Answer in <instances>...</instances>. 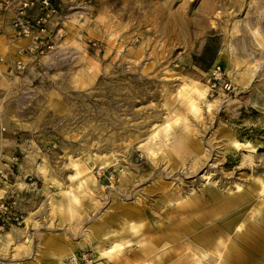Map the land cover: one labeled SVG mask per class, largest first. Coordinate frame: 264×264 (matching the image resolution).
I'll list each match as a JSON object with an SVG mask.
<instances>
[{
  "label": "rangeland",
  "instance_id": "374dc122",
  "mask_svg": "<svg viewBox=\"0 0 264 264\" xmlns=\"http://www.w3.org/2000/svg\"><path fill=\"white\" fill-rule=\"evenodd\" d=\"M57 4L67 18L49 25L44 52L25 51L26 71L0 61V201L12 203L6 213L0 207V232L19 231L0 239V264H53L60 255L67 264H141L138 237L166 241L156 250L161 258L168 246L201 261L218 258L214 246L223 235L209 248L204 242L214 233L198 240L188 230L221 226L228 214L216 216L212 202L158 218L175 205L167 198L210 192L250 193L245 223L227 231L228 243L246 240L244 252L264 243V0ZM193 83L208 87L211 109L200 100L199 113L189 110L192 87L178 96ZM232 139L261 147L235 150ZM71 159L83 160L94 178L92 206L75 202L73 217L50 209L52 196L61 199L76 183ZM131 223L135 232L118 233ZM113 234L131 243L113 260L97 259L92 242Z\"/></svg>",
  "mask_w": 264,
  "mask_h": 264
},
{
  "label": "bare ground",
  "instance_id": "6f19581e",
  "mask_svg": "<svg viewBox=\"0 0 264 264\" xmlns=\"http://www.w3.org/2000/svg\"><path fill=\"white\" fill-rule=\"evenodd\" d=\"M191 87L195 91V96H192L188 100V108L190 111H192L193 114L199 113L200 110V100L206 105L208 109H211L213 106V102L207 98V91L208 87L201 86L200 84L193 83L192 86L190 85H183L180 89L177 90L178 96L181 98L184 97L186 94H189V90ZM261 106L264 107V97H260V101L258 102ZM261 142H255L251 141L249 139L246 140H238V139H232L231 145L235 150H244L248 152H255L261 147ZM72 165L75 167V173L73 175L74 178H76V183L69 186V190H64L63 196L61 199H59L56 195L52 196L50 200V209L51 212H58L60 215L66 214L67 216H75L76 213V207H74V203H79L80 206L87 204L92 206L93 204V197L90 194V190L88 188V184L93 181V175L90 173L86 163L81 159H71ZM42 169V167H41ZM196 170V169H194ZM168 184L161 185V194L163 203L167 201L175 200V205L171 206L169 205L167 210H163V212L158 213V218L161 220L165 218V215L170 214L168 217H183L191 212H195L197 209L201 208V206H208L209 203H213V206H216L213 210V212L216 214H222L227 213V217L224 219H221L218 224H221V226H216L215 224L211 225L208 228H202L200 232H197L198 227L193 224L192 228H189L188 230L192 231V236L196 239L200 240V236H205V234L214 233L215 236L212 237V239H205L204 245L209 246V248L212 247L211 241L215 238L223 235L222 237L218 238V241L215 243L214 251L217 253L218 258H213L207 261H201L200 259H197L195 257H187L181 253H179L178 246H175L172 248V252L170 251L171 246H168V248L163 249L165 251V256L162 258L159 257L158 252L156 250L158 249L159 245L165 246L167 243L166 241L161 243H154L149 240H141L139 237L137 238V243L139 245L142 244L141 250L143 251L145 255V259L142 260L141 264H150L154 259L153 256L159 259V264H264V243H253L252 249L250 252H244L242 248L245 244H248L246 240H242L241 243L236 242V245L228 243V236L227 233L228 230L236 226V229L240 230L242 226L244 225L246 220V206H245V200L246 197L249 196L250 193L243 194L240 193L236 196H229L228 193L221 195L216 192H210L206 197H204L205 193H202V196L205 200H202V196H195L190 197L186 201L182 200V197L177 196L172 199V197L165 198V196H169V189ZM237 191L240 190V186L237 185ZM245 196V197H244ZM244 197V198H243ZM166 199V200H165ZM162 204V203H160ZM164 205V204H163ZM161 205V207L163 206ZM142 208H145V210H148L150 208L151 210H157L159 211V208L156 207V205L147 207L142 203ZM133 208V210L138 211ZM206 218V214H204V217L202 220ZM196 229L195 231H193ZM137 230V227L131 223L127 227H122L118 231V233L123 232H135ZM19 233L18 230L12 229L5 232H0V239L4 241H9L10 239H13V234ZM247 234L249 241L255 240L253 238V234L245 233ZM217 235V236H216ZM243 237V234L241 238ZM217 240V239H216ZM131 243V239L129 237H121L120 235L113 234L110 238L107 240H96L93 241L91 244V247L93 248L96 258L97 259H107V260H113L116 257V252L121 250V247L128 245ZM211 245V246H210ZM161 246V247H162ZM237 247L239 250L237 251ZM247 248V247H246ZM248 251V250H247ZM66 255H60L53 264H67L65 261Z\"/></svg>",
  "mask_w": 264,
  "mask_h": 264
},
{
  "label": "built area",
  "instance_id": "2783aa9c",
  "mask_svg": "<svg viewBox=\"0 0 264 264\" xmlns=\"http://www.w3.org/2000/svg\"><path fill=\"white\" fill-rule=\"evenodd\" d=\"M58 0H0V37L4 36L10 28L11 34L15 37L28 38L26 47H20L16 53L12 66L15 71L22 73L26 71L27 65L22 55L25 51L44 52L45 47H41L45 36H49L48 31L50 24H63L67 15H59ZM61 29L58 28L57 32ZM51 42V43H50ZM53 41L45 43L46 48L53 47ZM36 53V52H34ZM4 59V55L0 51V61ZM210 87V90H212ZM227 88L230 86L227 84ZM8 199L0 201V207L6 213L8 206H11ZM10 218L4 219L9 223ZM76 256L72 258V262H76Z\"/></svg>",
  "mask_w": 264,
  "mask_h": 264
},
{
  "label": "crops",
  "instance_id": "0c3cea01",
  "mask_svg": "<svg viewBox=\"0 0 264 264\" xmlns=\"http://www.w3.org/2000/svg\"><path fill=\"white\" fill-rule=\"evenodd\" d=\"M25 39L26 38H24V37H15L14 35H12L11 30L9 28L8 32L4 36L0 37V51L4 55V59L2 60V62H6L7 64H9V63L11 64L13 60L10 59L11 53L9 51L14 50V53H15L19 48L18 46L22 45L21 42L23 40L25 41ZM25 42L27 44L28 40H26ZM5 49H9L7 54H6V52H4Z\"/></svg>",
  "mask_w": 264,
  "mask_h": 264
}]
</instances>
